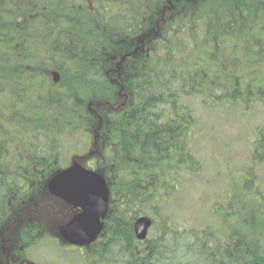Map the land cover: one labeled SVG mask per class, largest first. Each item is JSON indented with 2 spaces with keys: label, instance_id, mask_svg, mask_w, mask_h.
<instances>
[{
  "label": "trees",
  "instance_id": "obj_1",
  "mask_svg": "<svg viewBox=\"0 0 264 264\" xmlns=\"http://www.w3.org/2000/svg\"><path fill=\"white\" fill-rule=\"evenodd\" d=\"M44 2L14 3L21 10L14 13L44 7L55 27L39 33L15 27L11 35L5 18L12 10L0 9V30L10 34L0 39V159L10 157L6 149L31 148L41 135L44 147L59 150L62 139L86 136L103 117L98 166L129 211L110 235L107 255L97 246L86 264H264V124L235 151L233 138L219 142L210 125L217 116L237 123L264 111V0H94L95 8L86 0ZM162 19L169 35L160 33ZM133 51L136 65L128 67L135 82L111 83L107 76L118 78L114 60ZM17 62H52L62 72L66 92L48 131L4 119L9 104L21 100L20 87L34 86L32 74L10 65ZM117 86L132 105L123 116L110 108L107 123L100 110ZM54 102L36 93L25 104L44 115ZM17 153L11 154H31ZM212 177L217 183L210 186ZM189 204L196 225L177 216ZM140 215L150 216L153 228L134 254L132 218Z\"/></svg>",
  "mask_w": 264,
  "mask_h": 264
},
{
  "label": "flooded vegetation",
  "instance_id": "obj_2",
  "mask_svg": "<svg viewBox=\"0 0 264 264\" xmlns=\"http://www.w3.org/2000/svg\"><path fill=\"white\" fill-rule=\"evenodd\" d=\"M15 1L16 0H0V9L8 6L12 10V12L7 14V17L5 18L8 21V25H6L5 22V29H8L11 35L14 31L18 30L16 28H21V32L24 34L29 32V30L25 26H23L25 22L28 23V18H32V21L40 22L42 31L47 29V24H50L49 28L51 29L55 27V25L48 20L49 15L47 14L44 17L43 14L40 16L39 13H31L32 15L24 13H14L13 10L21 11L14 4ZM24 1H28L32 4L36 1H38L39 3H45V0ZM86 1L90 3L91 7L95 8L92 0ZM41 12H45L44 7H42ZM162 23L165 24L162 25L163 28L160 30V33L162 34V32H167L169 35L170 30L165 29L171 27L167 22V19L163 20ZM144 48L145 44L142 49ZM133 52L134 53H129L125 56L122 55L121 58H117L114 60L116 63L115 74L118 76V78H111L106 75L107 79L111 83L115 85L116 83L118 85H123L125 83L130 84L132 81L135 82V73H131L128 67L130 63H132V66L136 65L132 62L133 59L131 58H134L133 55L137 53V51ZM10 65H18L19 67H21L22 71H26V74H32L34 86L30 90V92L27 86L20 87L22 91V98L18 101L19 103H15V101H13L14 105L9 104L11 110L8 111V114H5L6 116L4 119L11 118V120H14L15 122L18 118H21L23 120V123L28 124L26 126L22 125L24 127L39 128L40 131L47 130L46 127L50 128L49 124L51 123V121L57 123L58 119L55 118V116L58 107L55 106L57 104V101H59V98L64 96V93L66 92V90L60 85V82L62 80V72L60 71L59 67L52 62H17L13 65ZM126 66L127 68L125 69ZM22 67H24L25 69H23ZM44 68H48V70L43 71ZM123 68L125 71L122 73ZM22 74L24 75V72ZM55 75L58 76L57 82H55ZM6 80H9V78H7ZM12 80L13 78H11L9 82L11 83ZM36 93L42 95L43 97H50L52 101L55 100V102L52 107H49V109L44 112V115L37 114L36 116H29L26 113L28 109V106L25 104L26 99L28 98V96L35 95ZM118 94L119 97L123 99V102H121L119 99L117 102V107H113V105L108 101L109 99H104L101 113H103L107 123H109L111 117H113L110 113V109H108L107 106L115 111L117 115L123 116L126 110L129 109V107L132 105L130 94L127 92L124 86L120 87V93ZM72 103H75V99H72ZM71 111H73V109L69 110V114L71 113ZM102 124L103 117L100 119L98 127L95 130H90L85 134L86 140L81 148L84 149L83 151H70V154L68 155V153L64 151V148L62 147H60L59 150H54V148L47 149L46 147H44V145L40 146V143H33L29 145L31 146V148H19L23 152V156L26 153L31 152V154L23 158L13 157L11 153H17V151L11 150L10 148L9 150L6 149L4 152L6 156L10 157L0 159V162L3 164V166L0 167V197H2L0 200V208L1 212L4 214L1 220H8L12 218L11 215L7 216V214H12L14 212H21L22 214L34 213L31 218L21 217V220H18L19 222H16V224L18 226H21L27 222L34 221L31 222V224L25 225L26 227L30 226L32 230V240H35L37 237L46 238L48 242L55 243L57 249L60 250L61 247L60 251L72 252L71 256L70 254L68 256L65 254H58V257H93V255L90 254V251L97 246H100L101 249L105 252V255H107L108 244L111 240L110 235L113 234V231L117 227H119L120 225L123 227L125 225L123 220L126 216L127 211H129L126 205L127 200H125L123 197H117V193L111 191L109 209L104 222V230L102 232V236H100L95 243L90 244L86 247L73 246L60 237L59 229L76 218L82 212V209L67 204L63 200L51 195L48 192L49 181L60 170L68 168L73 162H79L82 166L90 170H100L98 168V155H102L103 152L101 145H99V130L101 129ZM211 129L213 128L211 127ZM203 131H205V129ZM106 146L108 147V144ZM104 148L106 149V147ZM21 153H17V155L22 156ZM65 154L67 156L63 157ZM170 156H172V153L169 154V157ZM61 161L64 162L61 163ZM66 162L67 164H65ZM213 183H217L215 177H212L208 180V185L211 186ZM36 190L41 194V198L39 199L40 201H37L40 203L39 205H37L36 199L34 197ZM11 201L14 202V205H12ZM14 208L19 209L15 210ZM136 208H138L137 203L135 205V209ZM115 216L118 220H121L120 222H117V224L113 222ZM141 216L143 215L132 218V233L135 238L133 239L132 246L134 254H139L140 243L144 242L136 238L134 229L135 221ZM110 222L113 225H111ZM128 224L130 223H127V225ZM2 227H4V223H0L1 236L3 235ZM46 239H43L42 242H45ZM28 240L26 238L27 244L21 246L20 248L15 247L14 241L11 243L9 248L8 245L5 244V239L0 240V264H18V258L13 260L11 257H29L28 253L31 245L28 243ZM77 250L82 251L83 253L78 255L76 254ZM19 253L21 255H19Z\"/></svg>",
  "mask_w": 264,
  "mask_h": 264
},
{
  "label": "rangeland",
  "instance_id": "obj_3",
  "mask_svg": "<svg viewBox=\"0 0 264 264\" xmlns=\"http://www.w3.org/2000/svg\"><path fill=\"white\" fill-rule=\"evenodd\" d=\"M92 2H94V0H92ZM43 14V16L45 17L46 14L45 12H40L39 15L41 16ZM70 17H73L72 14H69ZM31 24L28 26L29 31L31 32H35V33H39L42 32L41 30V26H40V22L38 21H32L30 22ZM68 29L71 30L73 28H75V23L73 22H69L68 23ZM70 33H76V32H71ZM5 34V36H10V34L6 31V30H0V35ZM4 35L0 37L1 40H6V37ZM70 48V47H69ZM117 90L118 93H120V87L117 86ZM116 94L113 98L109 99L108 101L113 105V107H117V102L120 99L121 102H123V99L119 97V94ZM9 103H10V99H9ZM108 109H110L109 106H107ZM102 110V109H101ZM100 110V111H101ZM26 113L29 116H36L37 114L40 115V112H38L37 110H35V108H29L27 109ZM70 119L72 121V123H75V117H74V111L72 112ZM215 121L213 123H211V126H214V139H218L219 142L222 143H228L229 138H233V140H230L229 142H231L232 147L234 148L233 150H241V149H245L246 146H242V141L239 140H243L244 138H249V140L252 137V135L255 133L256 131V127L264 124V111L262 113H257L253 116L252 119H248V118H239L238 122L237 118H232L230 122L225 123L223 119L221 120V117H215L214 118ZM86 121V120H85ZM87 122V121H86ZM222 122L224 125H222ZM240 127V128H239ZM249 128V129H247ZM69 129H67V134ZM242 134L239 135V134ZM41 142H40V146L43 145L44 142H46L45 138L43 137V135H41ZM64 138V137H63ZM67 139H62L61 145L64 148V151H66L68 153V155L70 154V151H83L84 149H81L82 147V143L80 142V139H82V136L77 137L76 135L74 137H66ZM238 139V140H237ZM218 142V144H219ZM240 147V149H239ZM250 147V146H249ZM220 154L221 156H223V151L220 148ZM67 155L65 154L63 157H66ZM249 158H246V160L248 161ZM64 161H61V163H63ZM67 164V162L65 163ZM262 165V164H261ZM260 174V173H259ZM197 194L194 195V198H196L198 201L199 198L196 197ZM35 199L36 202L40 201L39 199L41 198V194L39 192H35ZM13 200V199H10ZM12 205H14V202L11 201ZM40 203L37 202V205H39ZM199 212L200 215L204 218H208L210 219L208 213L206 211H203V207H204V202H203V207H202V211L200 210L201 207V203H199ZM15 210L19 209V208H14ZM196 211V209L191 208L190 204L187 206V208L183 211H179L177 212V216L179 217V219L183 222L185 221H190L189 223L192 225H196L198 222L193 221V213ZM16 222H19L16 219L10 218L8 220H1L0 223H4V227H2V233L3 235L0 237V240L5 239V244L8 245V247L10 248L11 243L14 241L15 247L16 248H20L21 246H24L25 244H27L26 242V238H28V236H30V234L32 233V230L28 227H26L24 224L23 225H17ZM184 223V222H183ZM11 228V229H9ZM43 239L46 238H42V239H36V240H32V244L30 246V250L28 253V259L32 258V260H34L35 263L37 264H86L85 259L86 257H58V254H65V255H69L71 256L72 252H64V251H60V250L56 248L55 243H51L48 242V240L46 239L45 242H42ZM82 251L77 250L76 254H82ZM19 255H21L19 253ZM13 260L18 258L19 260L24 259L25 257H11ZM31 260V259H30Z\"/></svg>",
  "mask_w": 264,
  "mask_h": 264
},
{
  "label": "water",
  "instance_id": "obj_4",
  "mask_svg": "<svg viewBox=\"0 0 264 264\" xmlns=\"http://www.w3.org/2000/svg\"><path fill=\"white\" fill-rule=\"evenodd\" d=\"M57 81L58 76L55 75V82ZM48 190L66 203L84 210L83 214L61 227L62 238L77 246L95 242L103 230L109 202V190L104 177L74 162L71 167L50 180ZM151 226L152 220L148 216L139 218L135 223L137 238L145 240Z\"/></svg>",
  "mask_w": 264,
  "mask_h": 264
}]
</instances>
